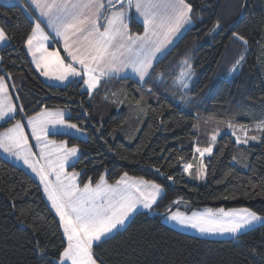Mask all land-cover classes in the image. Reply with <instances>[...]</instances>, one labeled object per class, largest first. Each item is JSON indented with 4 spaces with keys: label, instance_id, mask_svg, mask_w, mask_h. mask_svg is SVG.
Listing matches in <instances>:
<instances>
[{
    "label": "trees",
    "instance_id": "16d2710c",
    "mask_svg": "<svg viewBox=\"0 0 264 264\" xmlns=\"http://www.w3.org/2000/svg\"><path fill=\"white\" fill-rule=\"evenodd\" d=\"M187 2L193 6L192 26L155 64L146 83L104 79L92 96L82 89L81 80L63 85L44 82L23 43L32 11L22 1L0 5V23L11 37L0 47V76L10 74L23 109L1 123L0 130L45 108L68 109L67 119L87 137L54 136L78 147V159L70 168L80 172V183L95 182L104 172L107 181L114 182L126 172L162 186L151 212L135 213L123 229L94 245L103 264H264V225L236 238L212 239L179 231L161 220L175 199L191 209L245 206L264 215V133L259 142L247 145H237L229 133L221 134L214 154L205 158L204 183L187 180L181 170L182 162L195 164L194 146L208 145L217 122L264 120V0ZM217 21L220 27L213 31ZM130 30L142 31L133 16ZM233 32L245 36L247 45L233 39ZM241 56L240 70L232 78L231 69ZM185 57L194 72L187 92L191 102L178 107L181 93L172 81ZM160 73L163 80L157 79ZM137 100H142L141 109ZM65 245L38 182L0 156V264H53Z\"/></svg>",
    "mask_w": 264,
    "mask_h": 264
},
{
    "label": "snow or ice",
    "instance_id": "6c2138e0",
    "mask_svg": "<svg viewBox=\"0 0 264 264\" xmlns=\"http://www.w3.org/2000/svg\"><path fill=\"white\" fill-rule=\"evenodd\" d=\"M22 6L34 10L33 15L39 13V17L32 20L23 41L36 69L41 75L61 82L81 78L82 87L89 96L94 94L104 79L126 69L146 83L155 64L167 55L182 31L192 25L193 11L192 4L187 0H22ZM133 9L142 19V32L130 30ZM41 17L47 21L46 27L63 41L66 57L57 50H49L46 43L49 34L42 26ZM219 27L220 22L217 21L213 31ZM232 38L244 45L248 43L245 36L236 32L232 33ZM10 39L5 29L0 27V43ZM243 59L241 56L233 65L230 72L232 78L238 74ZM193 76V65L190 58L185 57L180 62L178 75L172 81L181 93L178 107L191 102L187 92ZM163 78V73L158 74L157 79ZM7 79H11L10 74L0 76V120L14 119L17 112V107L8 95ZM148 91L151 92V88ZM141 104L142 100L135 101L137 109H141ZM208 119L212 121L215 118ZM219 124H225L232 130L237 145H247L249 141L260 139L258 135H249L247 125L236 124L231 119L217 122L208 145L194 148L201 158L195 177L198 180L206 178L207 165L203 158L206 154H214V145L221 132ZM26 127L31 130L32 138L36 141L39 156L32 151L25 133ZM253 128L264 133V120L256 122ZM65 129L81 131L76 124L65 119L62 110L45 108L27 117L26 125L16 120L11 127L0 132V149L22 160L39 178L67 241L59 253L58 264H103V260L98 259L93 251L94 244L110 238L139 207L151 210L163 189L154 181L142 177L130 178L126 172L115 184H109L101 174L95 186L89 179L81 187L78 179L81 174L66 170L78 159V148L67 147L64 141L57 143L48 139L52 130L64 132ZM237 130L243 133V138L237 134ZM33 157H36L35 160ZM183 159L182 156L178 157L180 161ZM232 159L235 161L237 157L233 156ZM41 160L43 164H40ZM193 167L191 163L186 164L184 172L191 175ZM168 179L172 180L173 177L169 176ZM167 219L201 234H230L233 237L251 230L257 224L264 225V215L247 207L207 209L191 214L177 209Z\"/></svg>",
    "mask_w": 264,
    "mask_h": 264
},
{
    "label": "rangeland",
    "instance_id": "374dc122",
    "mask_svg": "<svg viewBox=\"0 0 264 264\" xmlns=\"http://www.w3.org/2000/svg\"><path fill=\"white\" fill-rule=\"evenodd\" d=\"M38 72V71H37ZM38 74L41 76V78H46L47 79V77H45V76H43V75H41L40 74V72H38ZM49 78V77H48ZM78 78V77H77ZM53 79V81H54V83L55 84H59V85H63V84H65L67 81H69V80H71V78L69 79V80H67V81H64V82H61V81H58V80H56V79H54V78H52ZM79 80H81L82 81V85H83V80L81 79V78H78ZM44 81V80H43ZM56 81V82H55ZM48 83V82H47ZM49 83H53V82H49ZM12 89V88H11ZM82 89L83 90H86L84 87H82ZM14 100L17 102V99H16V97L14 96ZM18 103V102H17ZM65 114H67V117H69V115H70V111L68 110V109H63L62 110ZM17 114V113H16ZM15 114V115H16ZM34 114H36V113H34ZM29 116H31V115H29ZM29 116H26L25 117V119H26V122H27V117H29ZM66 120H68L67 118H66ZM15 122V121H14ZM13 122V123H14ZM68 122L69 123H73V122H71V121H69L68 120ZM255 123L256 122H254V123H249V124H244V125H247L248 127H249V135H258V136H260V139H261V135H262V133H260V132H257L254 128H253V125H255ZM75 124V123H74ZM77 125V124H76ZM10 126V125H9ZM8 126V127H9ZM78 126V125H77ZM8 127H6V128H8ZM79 127V126H78ZM219 127H220V129H221V132H220V134L218 135V137L221 135V134H223V133H229V134H231L232 135V130L231 129H228L227 127H226V125L225 124H219ZM5 128V129H6ZM80 128V127H79ZM81 129V128H80ZM215 130V129H214ZM213 130V131H214ZM2 130H0V132H1ZM52 131H55V130H52ZM51 131V132H52ZM64 132H66L68 135H73V136H76V137H78V138H81V139H85L86 137H87V132L85 131V130H83V129H81V131L80 132H76L75 130H72V129H65L64 130ZM54 133H58V132H54ZM58 134H64V133H58ZM237 134L238 135H241V137L243 138V133H240L238 130H237ZM210 137V136H209ZM218 137H217V139H218ZM232 137H233V139L235 140V137L232 135ZM48 139L49 140H54V141H56L57 143H59L60 141H64L65 143H66V145H67V147H73V146H70V145H68V143H67V141L65 140V139H58V138H56L55 136H53V137H49L48 136ZM260 139H258V140H256V141H249V143H257V142H259L260 141ZM36 142V141H35ZM209 142H210V138H209ZM216 144H217V140H216V142H215V145H214V148H215V146H216ZM75 147H77V146H75ZM195 147H200V146H198V145H195L194 146V148ZM78 148V147H77ZM201 148H204V147H201ZM79 150V149H78ZM214 150V149H213ZM0 151L7 157V158H9V160L7 159V158H5L6 160H8V161H10L11 163H13V164H15V165H17V166H19V167H21L22 169H24L26 172H29L30 174H32L36 179H37V181H38V184H39V186H40V189H41V192H42V195H43V198H44V200H45V202L47 203V205L49 206V208L51 209V204H50V202L47 200V196H46V194L44 193V191H43V186L42 185H40V182H39V178L35 175V173H33L32 171H31V169L30 168H28L26 165H24V163H23V161L22 160H17L14 156H10L9 154H7V153H5V152H3V150L2 149H0ZM78 155H79V151H78ZM196 155H197V159H196V162H195V164H194V167H193V169H191L190 170V172H191V175H189L188 173H185L184 172V167H185V165L186 164H188L189 162H182L181 163V170H182V172L184 173V175H185V178L187 179V180H189V181H193V180H195L196 182H198V183H204V181H205V179L204 180H198V179H196L195 177H196V174H197V171L199 170V164H200V155H199V153H196ZM207 157H210V156H208L207 154L205 155V157L203 158L204 159V163H205V158H207ZM44 163V161L43 160H41L40 161V164H43ZM66 170L67 171H69V172H71V171H73V170H75V171H77L76 169H74V168H70V167H67L66 168ZM77 172H79V171H77ZM80 173V172H79ZM124 174V173H123ZM123 174H121L116 180H118ZM103 175L105 176V172L103 173ZM130 178H140V177H134V176H131V175H128ZM79 179V183H80V177L78 178ZM99 180V179H98ZM98 180H96L95 182H92V185L93 186H95V184H96V182L98 181ZM107 180V179H106ZM115 180V181H116ZM146 180V179H145ZM89 181V180H88ZM88 181H86V182H88ZM115 181L114 182H109V181H107L109 184H115ZM151 181V180H150ZM85 183V182H84ZM84 183H80V185H81V187L83 186V184ZM156 183V182H155ZM162 194V193H161ZM242 207H245V206H238V207H229V208H242ZM219 208H224V207H211V206H204V207H199V208H193V209H191L189 206H188V204L186 203V202H184L183 200H181V199H175L174 200V202H173V211L172 210H170V209H167L165 212H163L162 214H161V220L165 223V224H167L168 226H170V227H173V228H175V229H177V230H179V231H182V232H186V233H191V234H194V235H197V236H200V237H205V238H212V239H224V238H236V237H233V236H231L230 234H225V235H209V234H201V233H199L198 231H196V230H194V229H191V228H186V227H182V226H180V225H178L175 221H170V220H168L167 219V216L171 213V212H174V211H176L177 209H179L181 212H187L188 214H191V212H193V211H196V212H204V211H206L207 209H212V210H216V209H219ZM229 208H224L225 210H227V209H229ZM247 208H249V207H247ZM51 211L53 212V214L55 215V212H54V210L53 209H51ZM139 211H148V212H151V210H147V209H143L142 207H139L138 208V210L135 212V213H137V212H139ZM134 213V214H135ZM134 214H132V216L134 215ZM132 216L128 219V221L126 222V224L123 226V227H121L119 230H121V229H123L126 225H127V223L129 222V220L132 218ZM57 218V220H58V217H56ZM58 222H59V220H58ZM257 225H259V224H257ZM256 225V226H257ZM255 227V226H254ZM60 230H61V232H62V229L60 228ZM115 233V232H114ZM62 235H63V232H62ZM64 237V236H63ZM65 239V238H64ZM65 243H67V241H66V239H65ZM95 245V244H94ZM56 262H57V264H58V259H56Z\"/></svg>",
    "mask_w": 264,
    "mask_h": 264
},
{
    "label": "crops",
    "instance_id": "0c3cea01",
    "mask_svg": "<svg viewBox=\"0 0 264 264\" xmlns=\"http://www.w3.org/2000/svg\"><path fill=\"white\" fill-rule=\"evenodd\" d=\"M21 1L22 0H0V5L1 4H4V5H13V4H19V3H21ZM125 2H126V0H125ZM32 11V16H33V19L34 18H36V17H39V13L38 12H35V14L33 15V12H34V10H31ZM131 16H133L135 19H136V21H138L141 25H142V31H143V23H142V19L141 18H139L136 14H135V10L133 9L132 10V15ZM41 20H42V26H44L45 27V31L49 34V41H47L46 43H47V45L49 46V50L51 51V50H57V51H59L60 52V54H61V56H63V57H66V53L64 52V50H63V41L62 40H60L58 37H56L55 36V34H54V32H52V30L51 29H48L47 27H46V24H47V21L44 19V18H40ZM192 24H193V21H192ZM192 25H190V26H187V28H186V30L189 28V27H191ZM0 27H3L2 26V24L0 23ZM186 30H184V31H182V33L179 35V37L186 31ZM141 31V32H142ZM179 37L176 39V41L179 39ZM9 41H7V42H5V43H0V47H2L3 45H5V44H7ZM25 51H26V54H27V56H28V58H29V60H30V63H31V65H32V67H33V69L36 71V73L38 74V72H40V71H38L37 69H36V67H35V64L33 63V61H32V57H31V55H29L28 54V52H27V48H26V46H25ZM38 71V72H37ZM39 75V74H38ZM2 76H7V75H2ZM39 77L41 78V76L39 75ZM122 78H131V79H133V80H135L136 82H139V83H142V81H140L139 80V78L134 74V73H132L131 72V70L130 69H126L124 72H122V73H119V74H117V75H114V76H112L111 78H106V79H122ZM42 80H44V82H53V83H51V84H55L54 83V81H53V79L52 78H48L47 77V79L46 78H41ZM71 80H79L77 77H75V78H71ZM71 80H69V81H71ZM56 82V81H55ZM68 82V81H67ZM66 82V83H67ZM6 83H7V86H8V95H9V98L11 99V102L17 107V112L16 113H18V112H20V105L14 100V96H15V93H14V89H13V86H12V83H11V81H10V79H7L6 80ZM59 85V84H58ZM12 88V89H11ZM43 110V109H42ZM42 110H40V111H38V112H41ZM48 110H52V111H55V110H63V109H48ZM37 112V113H38ZM33 115H35V114H33ZM32 116V115H31ZM25 117L26 116H22V118L21 119H18V120H21L25 125L27 124V122H26V119H25ZM67 118V114H65V119ZM8 120V119H7ZM6 120H0V124L1 123H3V122H5ZM15 123V122H14ZM13 124V123H12ZM12 124H10V126L9 127H11V125ZM8 127V128H9ZM7 129V128H6ZM6 129H3L1 132H4ZM55 131H52L51 132V134L49 135V137L51 138V137H53L55 134H58V133H64V132H58V133H54ZM25 133H26V135L29 137V144L31 145V147H32V151L33 152H35L36 153V156H39V148L37 147V144H36V142H35V139H33L32 138V135H31V130L29 129V128H25ZM0 156H2L3 158L5 157V158H7L1 151H0ZM4 158V159H5ZM35 158L36 157H33V159L35 160ZM8 160H9V158H7ZM10 162V161H9ZM15 165V164H14ZM17 166V165H16ZM27 173H29V172H27ZM30 174V173H29ZM36 181H37V179L32 175V174H30ZM38 182V181H37Z\"/></svg>",
    "mask_w": 264,
    "mask_h": 264
}]
</instances>
